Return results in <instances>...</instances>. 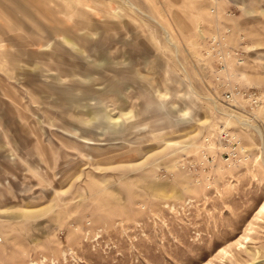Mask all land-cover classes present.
<instances>
[{
  "label": "rangeland",
  "instance_id": "374dc122",
  "mask_svg": "<svg viewBox=\"0 0 264 264\" xmlns=\"http://www.w3.org/2000/svg\"><path fill=\"white\" fill-rule=\"evenodd\" d=\"M21 4L0 0V264H264V104L241 96L264 0ZM211 35L244 59L219 79Z\"/></svg>",
  "mask_w": 264,
  "mask_h": 264
},
{
  "label": "built area",
  "instance_id": "2783aa9c",
  "mask_svg": "<svg viewBox=\"0 0 264 264\" xmlns=\"http://www.w3.org/2000/svg\"><path fill=\"white\" fill-rule=\"evenodd\" d=\"M225 37L219 35H211L207 39L206 49L204 55L206 59H216L212 73L216 79H219V74L225 68V60L227 57L233 58L236 63H243V54L235 48L227 47ZM241 96L253 106L264 104V90H247L241 93ZM217 143L219 147L220 158L223 162L239 163L243 160L240 142L226 129H221L217 133Z\"/></svg>",
  "mask_w": 264,
  "mask_h": 264
},
{
  "label": "crops",
  "instance_id": "0c3cea01",
  "mask_svg": "<svg viewBox=\"0 0 264 264\" xmlns=\"http://www.w3.org/2000/svg\"><path fill=\"white\" fill-rule=\"evenodd\" d=\"M12 6L15 8V10H19L21 12H25L24 11V6L21 4L22 2L28 1V0H8ZM4 23H6V27H10L9 23L7 21H4Z\"/></svg>",
  "mask_w": 264,
  "mask_h": 264
}]
</instances>
